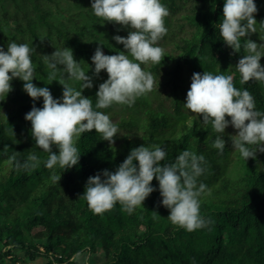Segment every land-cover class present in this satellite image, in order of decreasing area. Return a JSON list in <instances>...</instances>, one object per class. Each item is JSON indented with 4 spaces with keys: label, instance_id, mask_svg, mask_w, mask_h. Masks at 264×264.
<instances>
[{
    "label": "trees",
    "instance_id": "trees-1",
    "mask_svg": "<svg viewBox=\"0 0 264 264\" xmlns=\"http://www.w3.org/2000/svg\"><path fill=\"white\" fill-rule=\"evenodd\" d=\"M160 2L170 13L165 18L167 34L156 45L164 50V58L159 64H141L155 78L153 90L131 107L114 103L98 109L118 127L114 144L102 140L95 130L81 133L74 143L80 154L78 164L66 170L59 165L48 169L49 154L36 147L31 122L25 120L33 105L43 107V98L34 101L19 78H13L12 90L0 96V264H92L81 257L99 253L104 257L99 264H264V152L245 160L234 151L230 137L236 130L229 124L221 153L212 147L218 133L211 123L204 124L202 116L184 107L193 73L233 75L234 86L247 89L260 112H264V83L240 82L235 66L246 53L243 47L238 53L228 47L218 28L225 0ZM91 3L0 0V48L7 51L11 42L28 44L33 49L32 83L49 88L55 99L62 98L63 86L48 80L51 69L42 55L71 49L92 77L93 87L82 90V82L65 76L66 82L91 98L96 110L95 94L108 74L102 70L95 76L91 57L98 46L105 55L125 51L113 37H126L129 29L96 17ZM254 3L257 31L247 38L264 44L260 40L264 39L260 24L264 0ZM245 39L241 38V45ZM260 63L264 66V56ZM62 75L58 73L57 79ZM152 145L167 152L161 164L173 163L184 150L205 157V172L197 182L210 190L200 197V215L211 221L206 227L189 232L173 225L155 178L151 182L155 191L131 214L122 211L119 203L103 214L89 209L82 197L88 178L103 170L114 172L130 150ZM13 152H19L20 161L35 154L40 164L18 169L8 162ZM53 175L61 176L60 181L53 182ZM153 211L159 214L155 218Z\"/></svg>",
    "mask_w": 264,
    "mask_h": 264
},
{
    "label": "clouds",
    "instance_id": "clouds-1",
    "mask_svg": "<svg viewBox=\"0 0 264 264\" xmlns=\"http://www.w3.org/2000/svg\"><path fill=\"white\" fill-rule=\"evenodd\" d=\"M91 9L96 17L129 29L126 37H113L125 51L105 55L98 46L91 57L95 65L94 75L98 76L102 70L108 74L95 94L96 110L91 98L83 96L81 90L66 82L65 76L67 80L82 82V90L93 87L92 77L86 75L71 49H55L51 55H42L45 65L51 69L48 80L58 81L63 86L62 98L55 99L49 88L32 83L35 71L31 59L33 49L28 44L11 42L7 51L0 48V96H6L12 90L10 82L13 78H19L24 81V91L34 101L43 98V107L33 105L25 120L31 122L36 147L49 154L45 161L48 169L59 165L66 170L78 164L80 154L74 143L81 133L95 130L101 134L102 140L114 144L118 127L109 115L98 109L114 103L131 107L138 97L151 92L155 78L152 73L144 71L141 64H159L164 58V50L156 45L167 34L165 18L170 13L160 0H92ZM257 11L254 0H225L223 18L218 24L224 43L236 53L243 47L246 53L235 66L241 84L252 80L264 83V66L260 63L264 44L247 38L257 31L254 18ZM260 24L264 30V21ZM241 38H246L243 45ZM60 72L65 75L57 79ZM184 107L202 116L204 124L211 123L213 131L218 133L212 147L221 153L226 144L222 137L229 124L236 130V134L230 137L234 151L245 160L255 159L257 151L264 152V112L255 109L254 98L247 89L234 86L233 75H213L205 71L202 75L193 73ZM53 145L58 153L53 151ZM7 148L5 145L4 151ZM18 155L19 152H13L8 157V162L15 163L18 169H34L40 164L35 154L30 153L23 161L17 159ZM166 156V150L158 145L133 148L114 172L103 170L88 178L83 199L94 214L110 211L117 203L122 206V211L131 214L155 191L151 186L155 178L159 183L162 205L169 210L168 219L173 225L189 232L206 227L211 221L200 215V197L210 194V190L204 183L197 182L205 172L202 167L206 163L205 157L184 150L173 163L161 164ZM60 179L61 176H52L53 182ZM153 213L154 218L159 215Z\"/></svg>",
    "mask_w": 264,
    "mask_h": 264
},
{
    "label": "rangeland",
    "instance_id": "rangeland-1",
    "mask_svg": "<svg viewBox=\"0 0 264 264\" xmlns=\"http://www.w3.org/2000/svg\"><path fill=\"white\" fill-rule=\"evenodd\" d=\"M102 51L105 53V50H102ZM103 258H102L100 253L96 256H90V257L88 256L87 258H86V256L81 257L82 260H84V259L89 260V261H91L92 264H99L100 262H102Z\"/></svg>",
    "mask_w": 264,
    "mask_h": 264
}]
</instances>
